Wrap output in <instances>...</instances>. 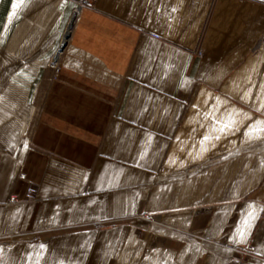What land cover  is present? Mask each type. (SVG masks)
<instances>
[{"label":"crops","instance_id":"obj_1","mask_svg":"<svg viewBox=\"0 0 264 264\" xmlns=\"http://www.w3.org/2000/svg\"><path fill=\"white\" fill-rule=\"evenodd\" d=\"M0 264H264V0H0Z\"/></svg>","mask_w":264,"mask_h":264},{"label":"built area","instance_id":"obj_2","mask_svg":"<svg viewBox=\"0 0 264 264\" xmlns=\"http://www.w3.org/2000/svg\"><path fill=\"white\" fill-rule=\"evenodd\" d=\"M18 178H19V179H24V176H23L22 174H20V175L18 176ZM32 193H33L32 187L28 186V187L26 188L25 195H26V196H29V195H31ZM17 201H18V198H17L16 194L12 193L11 196H10V198H9V203H15V202H17ZM239 252H240L241 254H243L244 257H249L250 255H252L253 250H252L251 248H244V249H239Z\"/></svg>","mask_w":264,"mask_h":264},{"label":"snow or ice","instance_id":"obj_3","mask_svg":"<svg viewBox=\"0 0 264 264\" xmlns=\"http://www.w3.org/2000/svg\"><path fill=\"white\" fill-rule=\"evenodd\" d=\"M255 226V222H253V224L252 225H250V227H254Z\"/></svg>","mask_w":264,"mask_h":264},{"label":"rangeland","instance_id":"obj_4","mask_svg":"<svg viewBox=\"0 0 264 264\" xmlns=\"http://www.w3.org/2000/svg\"><path fill=\"white\" fill-rule=\"evenodd\" d=\"M198 54L200 55V52H198ZM240 254V253H239ZM243 256V255H242Z\"/></svg>","mask_w":264,"mask_h":264}]
</instances>
